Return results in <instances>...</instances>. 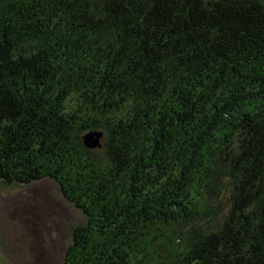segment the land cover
Listing matches in <instances>:
<instances>
[{"label": "trees", "instance_id": "trees-1", "mask_svg": "<svg viewBox=\"0 0 264 264\" xmlns=\"http://www.w3.org/2000/svg\"><path fill=\"white\" fill-rule=\"evenodd\" d=\"M43 180L63 264H264V0H0V185Z\"/></svg>", "mask_w": 264, "mask_h": 264}, {"label": "rangeland", "instance_id": "rangeland-1", "mask_svg": "<svg viewBox=\"0 0 264 264\" xmlns=\"http://www.w3.org/2000/svg\"><path fill=\"white\" fill-rule=\"evenodd\" d=\"M82 221L54 181L0 185V264H63Z\"/></svg>", "mask_w": 264, "mask_h": 264}, {"label": "water", "instance_id": "water-1", "mask_svg": "<svg viewBox=\"0 0 264 264\" xmlns=\"http://www.w3.org/2000/svg\"><path fill=\"white\" fill-rule=\"evenodd\" d=\"M103 132L99 130L89 131L83 137L84 145L89 149H95L101 146Z\"/></svg>", "mask_w": 264, "mask_h": 264}]
</instances>
